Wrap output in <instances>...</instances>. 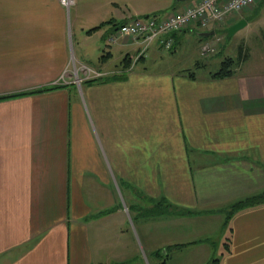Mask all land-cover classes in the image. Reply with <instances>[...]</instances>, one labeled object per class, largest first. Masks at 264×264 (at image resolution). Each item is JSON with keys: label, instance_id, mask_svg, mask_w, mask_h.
Listing matches in <instances>:
<instances>
[{"label": "crops", "instance_id": "0c3cea01", "mask_svg": "<svg viewBox=\"0 0 264 264\" xmlns=\"http://www.w3.org/2000/svg\"><path fill=\"white\" fill-rule=\"evenodd\" d=\"M194 2L0 0V97L62 86L0 99V264H169L187 250L199 260L182 264H264V204L225 225L232 202L264 190L261 1L173 33L129 72L140 43H109L134 18ZM184 49V66L159 64ZM225 58L234 74L210 79ZM81 66L104 76L59 83Z\"/></svg>", "mask_w": 264, "mask_h": 264}, {"label": "built area", "instance_id": "2783aa9c", "mask_svg": "<svg viewBox=\"0 0 264 264\" xmlns=\"http://www.w3.org/2000/svg\"><path fill=\"white\" fill-rule=\"evenodd\" d=\"M255 2L256 0H196L193 4H189L180 11H175L164 18L155 16L134 18L120 25L110 36L109 43H114L119 36L130 37L140 43L141 50L132 59V65L127 69V72H129L133 69L134 63L145 55L146 50L151 45L155 44L163 51H170L174 44L173 33L179 32L190 25H194L200 30H206L232 15L242 13ZM59 3L69 9L73 0H59ZM213 51L214 48L207 43L201 46V54L203 55ZM77 71H82V74H87L91 79L104 76L102 73L93 71L86 66H81ZM66 73L65 70L61 75V79Z\"/></svg>", "mask_w": 264, "mask_h": 264}, {"label": "trees", "instance_id": "16d2710c", "mask_svg": "<svg viewBox=\"0 0 264 264\" xmlns=\"http://www.w3.org/2000/svg\"><path fill=\"white\" fill-rule=\"evenodd\" d=\"M93 28L92 30L97 29ZM92 30H89L88 32H91ZM234 61L231 58H225L222 62H221V66L219 68V70H217L214 73H210L209 74V78L210 79H215V80H221V79H225L228 78L230 76H232L234 74ZM188 76L190 78H195L193 73L188 72L187 73ZM114 76V75H113ZM102 77L100 78H95V79H90L85 81V83H89V82H93V81H98L101 80ZM62 87L60 85H55V86H50V87H45V88H41V89H37L34 91H29V92H24V93H19V94H15V95H10V96H3L0 97V99H4V98H10V97H14V96H18L21 94H34V93H40V92H44V91H49V90H53L56 88ZM161 204V203H159ZM264 204V190L256 193V194H252V195H248L245 197H242L234 202H232L229 206H228V211H227V217H226V221H225V225L227 223V221L229 220V218L231 217V215L237 211L246 209V208H251V207H255V206H259ZM163 208V212H167V208H171V211L177 212L179 214L182 213H189V211H184L182 209H177L176 207H171V205L169 204H165L162 205ZM228 245V244H227ZM224 245L225 250H228V246ZM209 264H219V259L218 258H212L211 261L209 262Z\"/></svg>", "mask_w": 264, "mask_h": 264}, {"label": "rangeland", "instance_id": "374dc122", "mask_svg": "<svg viewBox=\"0 0 264 264\" xmlns=\"http://www.w3.org/2000/svg\"><path fill=\"white\" fill-rule=\"evenodd\" d=\"M259 1H261V2L256 7L255 13L257 11L259 12L258 16H261V19H260L259 23L262 24V23H264V0H256V2L251 7H253ZM73 4H74V0H73V3L69 6V8ZM224 39H225L226 43L231 41V38L228 36L227 33L224 34ZM232 41H234V40H232ZM189 52H190V49H184V50L181 51V54L179 56H176L174 59L168 60V61L166 60V58H163L162 61H160L159 64H166V62H167L172 67H176V66H179V65H183L184 66L189 61V58H187V55H188ZM173 53L174 52L168 54V56L173 55ZM212 68H213L212 66H207V67H205L203 69L193 70V69H196V68H194V66H192L191 69H189V71H193V72H196V73L198 72L200 74L201 72H210V71L213 72V70H217V69H212ZM77 70L78 69H75L72 74L70 73V75L68 73H66L64 75L63 79H61V77H60L59 83L64 82L66 77H68L69 79L66 80V81H68V82L71 81V83H74V84H77V85L80 86V85H82V82L85 83V81L91 79L90 76H88L87 74H85V75L83 74L81 76L80 73H82V71L79 72ZM75 71H77V72L75 73ZM256 193H259V192H256ZM256 193H252V194H256ZM252 194H250V195H252ZM190 252L191 251H189V250L181 251V252H172L170 257H169V259L171 258L169 264H182L183 262L189 261V259H190V262H192V263L198 262L199 258H195V259H192V260H191V258H189L190 257ZM168 254L169 253L164 254V256H167ZM185 256H186L187 259L185 258ZM182 258H184V260ZM151 262H153V261L149 260L148 264H150Z\"/></svg>", "mask_w": 264, "mask_h": 264}, {"label": "water", "instance_id": "95a60500", "mask_svg": "<svg viewBox=\"0 0 264 264\" xmlns=\"http://www.w3.org/2000/svg\"><path fill=\"white\" fill-rule=\"evenodd\" d=\"M188 1H191V0H174V2H176L177 4H181V3H185V2H188ZM244 22L242 23H237L236 25H234L233 27H231L229 30H228V36H231L233 34V32H235L236 30L240 29L242 26H243ZM213 35V31H210V32H202L199 34V36L201 37H209Z\"/></svg>", "mask_w": 264, "mask_h": 264}]
</instances>
